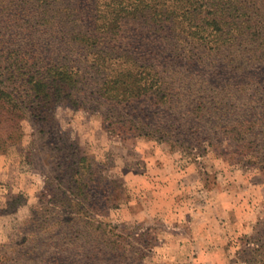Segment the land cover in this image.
I'll use <instances>...</instances> for the list:
<instances>
[{
  "label": "trees",
  "instance_id": "obj_1",
  "mask_svg": "<svg viewBox=\"0 0 264 264\" xmlns=\"http://www.w3.org/2000/svg\"><path fill=\"white\" fill-rule=\"evenodd\" d=\"M58 105L99 114L109 138L263 170L264 0H0V154L16 147L33 163L40 141L55 171L35 203L17 192L0 207L27 206L0 264L128 258L97 218L115 207L109 163L80 153ZM53 217L76 236H47Z\"/></svg>",
  "mask_w": 264,
  "mask_h": 264
},
{
  "label": "rangeland",
  "instance_id": "obj_2",
  "mask_svg": "<svg viewBox=\"0 0 264 264\" xmlns=\"http://www.w3.org/2000/svg\"><path fill=\"white\" fill-rule=\"evenodd\" d=\"M71 110L72 116L66 112L61 115L65 121H72L74 127L62 130L75 135L74 140L81 154L107 161L111 168L109 174L115 188L110 202L115 207L109 208L105 216L97 218L106 222V236L119 239L126 248L128 258H119L114 264H203L187 255L182 256L186 246L180 237L188 236L193 223H196L195 236L207 231L203 224L208 207L216 217L211 228L212 236H231L230 263L264 264V213L236 229L222 224L223 221L233 223L236 219L233 211L231 214L223 213L229 201L239 197H256L255 185L264 181V169L230 163L214 150H208L205 155L193 160L180 151L171 152L165 143L147 136L109 138L99 114ZM92 121H99L100 126L96 127ZM57 122L61 126L58 119ZM33 128L28 124L25 127L27 132ZM29 140L27 133L23 146L26 147ZM42 144L36 141L34 145L33 163L26 160L25 154L16 147L0 154V167L14 168L18 172L15 181H21L25 186L18 192L27 193L29 200L33 196L35 199L37 192L51 181V171L52 174L54 171ZM39 179H43V187L38 183ZM56 182L54 180L53 185ZM10 186L8 181H3L0 188L9 189ZM5 202H0V207ZM26 212L27 206H24L16 213L0 215V232L8 235ZM188 221L192 224L189 225ZM69 222V219L58 222L53 217L51 234L46 235L76 236ZM197 224H200L198 231ZM75 226H79L81 231L86 228L81 221H76ZM23 227L24 232L33 229L27 224ZM92 232L91 236H101L95 230Z\"/></svg>",
  "mask_w": 264,
  "mask_h": 264
},
{
  "label": "crops",
  "instance_id": "obj_3",
  "mask_svg": "<svg viewBox=\"0 0 264 264\" xmlns=\"http://www.w3.org/2000/svg\"><path fill=\"white\" fill-rule=\"evenodd\" d=\"M17 173L14 168L6 169L5 167H0V181H8L11 185L9 189L0 188V202L6 201L15 195L19 189L25 188L24 184L20 183L21 181H15ZM254 192L255 198L250 199L246 196L240 199L239 197L238 200L229 201V205H225L226 209H223V213L231 214L233 211L236 214V219L233 223L223 221V225L228 224V226L231 225V227L236 229L245 223L252 222L264 213V181L255 185ZM254 201L256 204H254ZM215 221V212L210 211V207H208L206 221L203 224L207 227V231L205 233L199 232L198 236H195L194 231L196 223L191 225L192 221H188L189 225H191L188 236L180 237L186 246V250L182 255L183 257L187 255L188 258L198 260L199 262L202 261L203 264H229L231 262L232 254H229L231 248L229 240L231 236H212L213 229L211 230V228L215 224ZM199 225L197 224V231L199 230ZM219 232H221L220 229Z\"/></svg>",
  "mask_w": 264,
  "mask_h": 264
},
{
  "label": "clouds",
  "instance_id": "obj_4",
  "mask_svg": "<svg viewBox=\"0 0 264 264\" xmlns=\"http://www.w3.org/2000/svg\"><path fill=\"white\" fill-rule=\"evenodd\" d=\"M65 112L69 116H72V110L70 108L69 109H65V108H63V107H61V106L58 105L57 108H56L55 115H56V118L60 121L62 129L65 130V131H67L69 127H74V124H73L72 121H65L62 118V115L61 114L62 113H65ZM82 118L83 117L81 116V119ZM92 122L96 125V127H99L100 126L99 121H92ZM22 123H25V122L22 121ZM70 136H71V139H75V135H71L70 134ZM38 183L40 184L41 187H43V179H39L38 180ZM29 203L30 204L31 203H35L34 196H33L32 199L29 200ZM7 242H8L7 235L3 234V232H0V244H6Z\"/></svg>",
  "mask_w": 264,
  "mask_h": 264
}]
</instances>
